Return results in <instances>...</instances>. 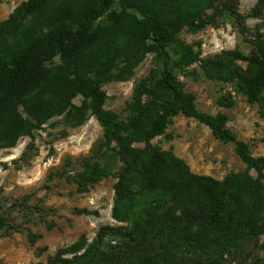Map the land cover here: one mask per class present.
Masks as SVG:
<instances>
[{
  "label": "trees",
  "instance_id": "1",
  "mask_svg": "<svg viewBox=\"0 0 264 264\" xmlns=\"http://www.w3.org/2000/svg\"><path fill=\"white\" fill-rule=\"evenodd\" d=\"M215 1L26 0L0 22V149L53 117L76 127L92 116L102 127L104 164L84 162L72 178L77 191L108 177L118 163L111 217L120 224L102 225L90 241L82 235L35 264H188L201 256L222 264L225 256L255 250L264 234V157L251 155L224 113L199 111L175 73L199 61L206 77L234 81L264 119V32L256 33L249 53L206 58L177 37L184 26L198 31L211 23L205 10ZM237 1L224 5L241 30L246 18L264 22V0L244 15ZM148 52L160 65L135 85L130 114L121 119L104 108L102 86L129 79ZM179 114L233 143L246 168L215 179L151 144ZM5 225L0 217V229ZM241 264L264 263L249 256Z\"/></svg>",
  "mask_w": 264,
  "mask_h": 264
},
{
  "label": "rangeland",
  "instance_id": "2",
  "mask_svg": "<svg viewBox=\"0 0 264 264\" xmlns=\"http://www.w3.org/2000/svg\"><path fill=\"white\" fill-rule=\"evenodd\" d=\"M25 1L0 0V22ZM224 1L216 0L214 7L205 10L214 20L204 28L190 31L184 26L177 34L181 42L199 52L200 58L234 49L249 53L254 48L256 33L264 32V22L250 17L243 20L241 30ZM255 3L256 0H238L237 10L244 15ZM199 64L197 61L175 69L184 89L194 95L196 108L211 115L224 113L226 126L238 140L248 144L251 155L264 157V119L259 116L258 105L248 102L234 81L206 77ZM239 64L243 69L246 67L245 62ZM158 65L154 53L148 52L129 79L103 84L107 95L104 108L126 119L135 85ZM80 101L81 96L73 99L75 104ZM102 134V127L92 116L72 127L60 115L19 138L15 146L0 149V217L6 223L0 229L3 264L46 263L80 236L90 241L100 226L120 224L111 217L116 161H113L112 173L88 185L86 191H77L72 180L83 170L84 162L104 164ZM151 144L174 153L193 173L215 179L246 168L235 153L233 143L216 140L207 126L180 114L172 118L164 134L153 138ZM249 173L256 176L254 170ZM68 176L71 180L66 179ZM249 256L260 258L264 263V234L254 251L246 249L225 256L226 260L221 263L241 264ZM206 263L208 259L204 256L188 260V264Z\"/></svg>",
  "mask_w": 264,
  "mask_h": 264
}]
</instances>
